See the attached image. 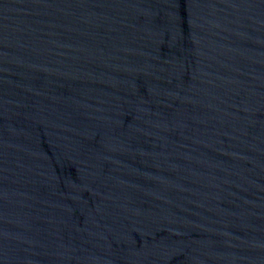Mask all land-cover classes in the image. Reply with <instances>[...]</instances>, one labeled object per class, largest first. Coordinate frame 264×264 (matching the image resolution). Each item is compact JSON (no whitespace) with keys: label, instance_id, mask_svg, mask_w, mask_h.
<instances>
[{"label":"water","instance_id":"95a60500","mask_svg":"<svg viewBox=\"0 0 264 264\" xmlns=\"http://www.w3.org/2000/svg\"><path fill=\"white\" fill-rule=\"evenodd\" d=\"M0 264H264V0H0Z\"/></svg>","mask_w":264,"mask_h":264}]
</instances>
